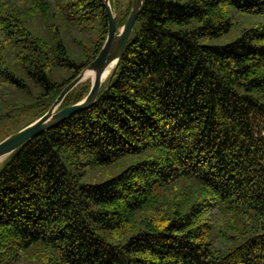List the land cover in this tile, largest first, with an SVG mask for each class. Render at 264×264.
I'll return each instance as SVG.
<instances>
[{
	"label": "trees",
	"instance_id": "1",
	"mask_svg": "<svg viewBox=\"0 0 264 264\" xmlns=\"http://www.w3.org/2000/svg\"><path fill=\"white\" fill-rule=\"evenodd\" d=\"M110 5L121 26L131 3ZM251 17L264 0H144L95 103L3 161L0 264H264V20ZM106 33L99 0H0V106L5 85L33 109L26 125L42 116Z\"/></svg>",
	"mask_w": 264,
	"mask_h": 264
},
{
	"label": "water",
	"instance_id": "2",
	"mask_svg": "<svg viewBox=\"0 0 264 264\" xmlns=\"http://www.w3.org/2000/svg\"><path fill=\"white\" fill-rule=\"evenodd\" d=\"M99 2L105 11L107 33L97 56L60 91L42 116L0 141V159H6L28 141L57 126L72 115L90 108L95 103L103 83L102 77L110 66L112 71L118 64L142 10L144 0H132L130 11L121 26H117V15L111 8L110 0H99ZM89 72L92 73V77L87 95L81 101L60 109L65 96L86 80Z\"/></svg>",
	"mask_w": 264,
	"mask_h": 264
},
{
	"label": "rangeland",
	"instance_id": "3",
	"mask_svg": "<svg viewBox=\"0 0 264 264\" xmlns=\"http://www.w3.org/2000/svg\"><path fill=\"white\" fill-rule=\"evenodd\" d=\"M112 1H113V5L116 7V10H117V12H119L120 15L125 14L126 10L128 9L129 3L132 2V0H112ZM249 19L253 20V21L264 20L263 18H260V17H251V18H248V20ZM210 43H212V44L219 43V41H213ZM110 72H111V69H110L108 75L110 74ZM108 75H107V77H108ZM107 77L103 80V83L105 82ZM85 82L90 84L91 78L88 77L82 83H85ZM3 90H2V92H3V94H5L7 96L8 99H6V98L5 99L8 100L9 105H8V103L5 105L3 102L1 104H4V105H2V107L0 106V141L5 139L7 136L15 133L18 129L24 127L29 121H31V118L34 114L33 109L29 108L27 110H22L20 108V107H23V108L27 107V105L21 104V103L26 102V100H24V101L19 100L18 103H15L14 102L15 99H13V97L11 98V96H9L11 94V92H10L11 90L5 85H4ZM4 160L0 159V167H1Z\"/></svg>",
	"mask_w": 264,
	"mask_h": 264
},
{
	"label": "bare ground",
	"instance_id": "4",
	"mask_svg": "<svg viewBox=\"0 0 264 264\" xmlns=\"http://www.w3.org/2000/svg\"><path fill=\"white\" fill-rule=\"evenodd\" d=\"M110 69H111V66L105 71V73H104V75H103V77H102V80H104V79L107 77V75H108ZM87 76L91 78V77H92V73H91V72L87 73ZM88 77H87V78H88Z\"/></svg>",
	"mask_w": 264,
	"mask_h": 264
}]
</instances>
